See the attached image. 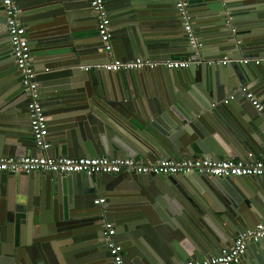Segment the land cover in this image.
<instances>
[{
    "label": "water",
    "instance_id": "1",
    "mask_svg": "<svg viewBox=\"0 0 264 264\" xmlns=\"http://www.w3.org/2000/svg\"><path fill=\"white\" fill-rule=\"evenodd\" d=\"M105 3L113 56L90 0H68L61 21L26 25L50 156L220 161L243 160L252 148L264 158V115L243 92L250 87L264 105V64L245 63L264 58V0H188L197 47L176 0ZM139 58L190 67L106 70L113 59ZM23 79L10 37L0 33V157L38 154ZM102 196L107 204L97 205ZM263 221L264 177L0 173V264H114L106 223L126 264L204 261ZM241 264H264V239Z\"/></svg>",
    "mask_w": 264,
    "mask_h": 264
},
{
    "label": "built area",
    "instance_id": "2",
    "mask_svg": "<svg viewBox=\"0 0 264 264\" xmlns=\"http://www.w3.org/2000/svg\"><path fill=\"white\" fill-rule=\"evenodd\" d=\"M93 11L99 20L98 31L106 50L113 56L110 42L112 34V18L106 8L105 0H90ZM177 8L185 22V32L189 36L191 45L200 46L199 39L194 33L193 17L188 9V0H176ZM7 18V30L14 57L19 70L23 74V93L28 101L29 118L33 136L36 140L38 154L36 157L15 159L0 157V173H53L71 175L84 173L88 176H100L102 174L122 175H155V176H181V175H208L211 177L227 178H260L264 177V160H255L254 154H249L246 159H224L220 161L211 158H195L193 160L174 161L171 159H158L155 161H136L132 158L110 159L107 157L69 158L52 157L49 155L52 145L48 140L49 121L42 103L41 93L36 83L37 73L33 68L32 50L26 38V28L20 20L22 13L19 0H1ZM256 65L264 64V59L256 58L246 60ZM164 67L167 70L187 69L188 61H169L166 63L153 62L142 58L122 63L112 60L106 70L112 73L121 71H134L144 69H156ZM90 68H86L90 72ZM244 93L257 111L264 115V105L249 92V87L243 89ZM229 104V101H226ZM106 198H99L97 205L106 204ZM116 228L112 223H106L104 238L109 246L114 264H126L124 260V248L115 240ZM264 239V221L255 229L248 230L239 235L232 248H225L221 253L205 259L204 261H191L181 264H241L250 245L259 243Z\"/></svg>",
    "mask_w": 264,
    "mask_h": 264
},
{
    "label": "crops",
    "instance_id": "3",
    "mask_svg": "<svg viewBox=\"0 0 264 264\" xmlns=\"http://www.w3.org/2000/svg\"><path fill=\"white\" fill-rule=\"evenodd\" d=\"M59 1L60 0H19V4H20L21 9H22L20 20L23 23L24 27L26 28V25H30L32 23H35L38 20H43V19H50L51 18V19H59V21L63 20L64 18H62V16L65 15V10H64L63 6H64V4L68 3V0H62L63 4L59 3ZM70 1H79V0H70ZM81 1H88V0H81ZM55 2H57V3H55ZM0 10L2 11L0 13V17L6 18L5 9L2 6L1 0H0ZM109 14H110V12H109ZM110 16H112V14H110ZM0 33L8 34L7 23L4 25L0 24ZM262 59H264V58H262ZM89 68L91 69L90 73L92 75H95L94 68L93 67H89ZM82 69L84 72H86V67H84ZM119 73L120 72H118V74ZM228 99H231V98L226 97L225 101H224V105H226V106H229L226 104V100H228ZM25 106L28 109V101H26ZM108 120L117 130H119L123 134L124 138L128 137L127 139L131 140L132 137H130V135L126 132V130H124L120 125H118L116 122L111 120V118L110 119L108 118ZM228 128H229V130H232L229 126H228ZM212 129L215 132V134H217L221 139H225V136L227 133L221 132L220 130L216 131L215 128H212ZM248 149H249L248 155L254 154L255 160H264V158L260 154H258L254 149H252V148H248ZM234 155H236V154H234ZM203 158H205V157H203ZM158 159H162V158H157V157H149L148 158L145 156L142 158L141 161L150 162V161H155ZM231 159H239V158L237 156H235L234 158H231ZM221 160H224V159L221 158ZM100 198H106V197L102 196ZM106 204H107V202H106ZM106 204H104V205H106ZM179 263L180 264L186 263V261H185V259L180 258Z\"/></svg>",
    "mask_w": 264,
    "mask_h": 264
}]
</instances>
